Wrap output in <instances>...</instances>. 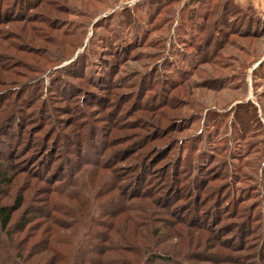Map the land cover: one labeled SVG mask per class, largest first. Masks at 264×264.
Listing matches in <instances>:
<instances>
[{"label":"rangeland","instance_id":"rangeland-1","mask_svg":"<svg viewBox=\"0 0 264 264\" xmlns=\"http://www.w3.org/2000/svg\"><path fill=\"white\" fill-rule=\"evenodd\" d=\"M222 1L0 0V128L3 120L10 127L1 165L13 163L15 138L19 148L38 131L59 140L58 151L65 146L84 155L82 140L94 129L100 135L90 140L99 143L90 152L100 159L97 167L119 175L120 184L138 175L144 182L134 191H178L177 208L161 214L164 219L149 210L153 197L145 193L128 212L105 217L109 244L101 258L90 253L99 264H264V32L257 39H243L236 29L235 36L225 34L227 44L209 60L193 51L200 38L182 33L188 23H200L206 8L210 18L218 15ZM244 103L255 106L258 122L247 119L240 132L231 122ZM15 113L25 115L22 122ZM11 177L10 197L23 195L29 212L56 213L43 204L47 197L63 202L28 174ZM115 183L111 174L105 191ZM187 209L197 220H188ZM53 222L66 237L62 228L74 221L63 214ZM26 233L13 238L23 240L19 246L29 243ZM3 245L15 248L8 237L0 239V264L14 260L11 255L20 259L16 250L5 255ZM155 252L167 261L144 262Z\"/></svg>","mask_w":264,"mask_h":264},{"label":"trees","instance_id":"trees-1","mask_svg":"<svg viewBox=\"0 0 264 264\" xmlns=\"http://www.w3.org/2000/svg\"><path fill=\"white\" fill-rule=\"evenodd\" d=\"M207 1L208 0H205V2ZM196 4L198 3H195L194 6H196ZM220 4L221 7L218 15L213 11L210 18V15L208 16L209 11L206 8L202 13L201 20L195 18V20H200V23L196 25H194V23H188V25L182 29L183 34L187 32V38H192L193 36L200 38L199 42L193 46V51L199 52L202 54L200 57L208 60L211 56L215 55V52H219L221 48L227 44L223 39L225 34L228 36H235L239 34L234 32L236 29V31H240L241 38L243 39H257L261 37L264 32V18L261 19L254 15L251 8L249 10L244 9V11L240 10V8L233 5L229 0H223ZM187 9L189 10L191 8ZM198 10L202 11L203 9L200 8ZM239 14H241L240 17H238ZM204 25L207 31H205L206 28ZM221 31L223 33L219 35ZM227 32L229 33L227 34ZM125 33L133 36L135 32L130 31ZM119 37L120 36H118V40ZM123 41L125 42V38L121 36L119 42ZM205 51L209 52V54L205 53ZM207 56L209 57L207 58ZM262 63L263 61L259 62L252 71L256 72ZM237 107V111L241 110V115L240 112L237 113V115L235 112L233 113L231 122L233 130L234 126L236 127L239 125L241 128H239L238 131L242 132L246 129L247 122L251 120L255 123L258 122L255 106L252 103L238 104ZM13 115H11V118L13 117L16 121L19 120L20 122H22L25 117L23 113H15ZM239 116H242V118ZM247 119H249V121H247ZM3 122L4 120L0 128V153H2L3 137L10 132L8 121L4 127ZM22 131H24V129H22ZM38 132H35L36 135L33 134L32 140L30 139L25 142L27 144L19 148L18 145L21 142L15 138L13 144L15 145L17 142L18 144L11 150L12 157L9 158L13 163H9V161L6 165H1L0 163V191L1 187L4 186V191L0 193V202L4 199L10 200L9 203H0V239L8 237L15 247L9 249L3 245L7 248L5 255L10 256V252L13 253V251L16 250L19 252L20 258H16V255H11L14 260L6 257L11 260L8 264H25V261H30L36 257L39 258L37 264H99L97 260H94V255H90V253L94 252L95 256L101 258L103 252L106 250L102 246L109 244L110 233L107 232H110L112 228L109 229L108 225L105 226V224H103L105 221L104 218L110 217L111 214H115L116 212H128V208L126 207L133 204V199L140 198L138 196H142L144 193L146 194V198L150 199L153 197L148 205L151 212L157 213L156 216H160L161 214H174V210L177 206L174 205L172 196L178 192L175 188L171 189L167 186L165 187L166 190H172L169 195H167L166 190L160 192L158 188L156 189L158 190L157 192L155 190L151 194L149 190L140 191V189H138L134 191L144 182V179L140 182V176L135 175L132 179L130 178L128 186H125L124 184H120L119 175L116 176L113 171L97 167L100 159H96V156L90 152L96 149L99 143V139L93 138L90 140L92 133L100 135L96 133L94 129H90L85 134L84 138L87 140V143H85V140H82L84 143L83 146L86 147L84 155L75 153L74 148L71 149V147L68 148L65 146H63L62 150L58 151L59 140L55 141L54 138H51V135L46 139L42 136L38 137ZM6 138H8V136H6ZM27 138L29 137L27 136ZM30 143H33V146H29ZM6 146L9 145L7 144ZM5 151L9 152L8 147ZM18 158L22 159L17 160ZM27 161H30L32 165H28ZM86 166L94 167L90 174L82 171ZM107 172H110L112 177L116 179V183L112 186L110 191H105L106 186L111 183V174L109 175ZM15 173L28 174L31 179L43 182L48 186L46 189L48 195L53 194L61 196L63 202H58L51 197H47V199L45 198L44 200L45 203H43L46 206V201L49 202V209L54 210L56 213H45L41 209L36 208L33 210L34 212H29L27 209L22 208L24 206L23 195L17 194L10 197L8 190L11 188L14 180L11 176L13 174L15 175ZM113 192L117 193L111 196ZM124 192H128L127 195L132 194L130 200L125 199ZM162 203L166 204V207ZM32 206L33 204L31 203V207ZM109 206H112L113 209L109 210ZM186 211L189 214L188 220L191 218L197 220L195 217L196 213L193 209H187ZM31 213L33 216H31ZM63 214L68 215V217L72 218L74 221L68 227L62 228V230H69L70 232L66 237L62 234L60 235L56 228L53 227V220L55 217ZM42 217H44L43 222L37 228V223L34 225V222L38 221L39 223ZM45 218L48 223L44 222ZM111 219L114 220L113 217H110V220ZM161 219L164 218L161 217ZM83 220H86V222ZM100 226L102 227L101 230ZM43 229L46 230L44 236ZM25 232H28L26 233L28 237L25 242L29 241V243H25L24 246H19V243L23 240L15 241L13 238ZM37 233L38 235H36ZM125 242H129V240ZM211 248L214 250L215 246ZM87 250L88 252L85 255L84 253ZM128 251V253H131L130 250ZM155 253L159 256L152 255L153 257L145 259L144 262L167 261L160 253ZM215 253L218 252L215 251Z\"/></svg>","mask_w":264,"mask_h":264},{"label":"crops","instance_id":"crops-1","mask_svg":"<svg viewBox=\"0 0 264 264\" xmlns=\"http://www.w3.org/2000/svg\"><path fill=\"white\" fill-rule=\"evenodd\" d=\"M234 2L239 5H250L254 15L264 18V0H234Z\"/></svg>","mask_w":264,"mask_h":264}]
</instances>
